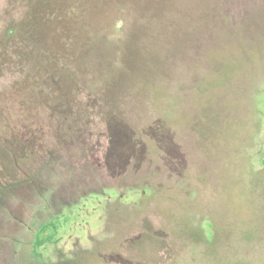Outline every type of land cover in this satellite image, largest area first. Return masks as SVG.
Masks as SVG:
<instances>
[{"label": "rangeland", "instance_id": "374dc122", "mask_svg": "<svg viewBox=\"0 0 264 264\" xmlns=\"http://www.w3.org/2000/svg\"><path fill=\"white\" fill-rule=\"evenodd\" d=\"M0 264H264V0H0Z\"/></svg>", "mask_w": 264, "mask_h": 264}, {"label": "flooded vegetation", "instance_id": "af4514ba", "mask_svg": "<svg viewBox=\"0 0 264 264\" xmlns=\"http://www.w3.org/2000/svg\"><path fill=\"white\" fill-rule=\"evenodd\" d=\"M38 178H39V176H37L35 179H33V180L29 181V182H25V183H23V184H20V186L27 187V186H29V185H32L33 183L37 182ZM20 186H19V187H20ZM39 188H40V187H39ZM39 195H40V194H39ZM42 229H43V226H41V227L39 228L40 231H41Z\"/></svg>", "mask_w": 264, "mask_h": 264}, {"label": "trees", "instance_id": "16d2710c", "mask_svg": "<svg viewBox=\"0 0 264 264\" xmlns=\"http://www.w3.org/2000/svg\"><path fill=\"white\" fill-rule=\"evenodd\" d=\"M44 227H45V226H43V229H44ZM43 229H42V230H43Z\"/></svg>", "mask_w": 264, "mask_h": 264}]
</instances>
